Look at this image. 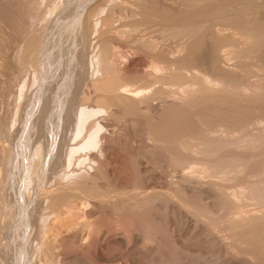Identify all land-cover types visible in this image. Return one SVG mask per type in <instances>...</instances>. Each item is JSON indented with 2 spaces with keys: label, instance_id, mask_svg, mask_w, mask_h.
I'll use <instances>...</instances> for the list:
<instances>
[{
  "label": "bare ground",
  "instance_id": "obj_1",
  "mask_svg": "<svg viewBox=\"0 0 264 264\" xmlns=\"http://www.w3.org/2000/svg\"><path fill=\"white\" fill-rule=\"evenodd\" d=\"M174 3L170 0H0V13L12 36L11 40L0 43V264H63L61 251L56 248L59 242L80 252L91 251L94 261L111 263L116 256L107 254L110 245L131 250L132 245L144 241L145 251L156 250L160 237L172 238L168 214L163 212L166 215L162 217L163 224L152 215L158 208L153 205V199L159 194L148 196L145 192L142 200L136 201L127 195L128 191L123 193L126 188L120 185L123 176L109 165L108 139L112 138L102 135L103 129L112 128L113 120L119 117V111H113L115 108L150 111L157 98L171 102L172 108L178 106L194 112H172L167 121L172 126H181L183 120L192 118L194 121L189 120L183 130L187 132L185 136L166 133L164 122L153 131L156 143H164L162 147L170 163L182 171L180 179L169 181L171 190L165 201L176 200L182 209L195 216L192 223L195 230L200 220L206 221L205 216L212 215L216 202L223 210L235 209L229 210L231 216L225 212L220 226H212L207 240L217 247L219 254L226 251L247 263L264 264L259 255L264 253V151L255 149L260 139L255 132L246 138L235 134L239 130L236 128L249 125L240 117L241 107L214 108V115L220 117L217 122L214 117L211 120L197 112L206 101L226 104L228 95L238 97L233 102L238 106L264 99V74L249 88L233 84L231 77L239 67L228 63L223 48L235 39L234 34L224 28L206 29L194 20L201 12H188L190 5L186 2ZM262 14H253L256 22L239 27L243 39L238 55L243 53L250 58L263 51ZM116 17L123 22L118 27L114 25L118 21ZM14 19L18 21L17 27L20 26L17 32L13 30ZM232 19L238 20L239 16L231 15ZM153 20L165 27H177L180 34H188L171 52L168 50L171 57L166 56L167 48L163 51L161 42L139 33L140 26ZM93 32L96 36L90 38ZM131 43L140 50L151 51L158 61L145 70L149 81L146 90L129 84L128 77L118 73V48ZM88 44L95 55L91 60L87 55ZM7 50L11 54L15 52L10 76ZM89 63L97 72L91 82L94 94L87 92L89 98L86 95L80 98ZM103 112L111 120H101ZM229 118L233 119V125H229L230 121L226 124L225 119ZM112 129L111 134L116 135ZM129 154L123 165L125 177L133 176L140 187L157 178L152 171L146 177L148 165L134 151ZM84 164L89 167L83 168ZM244 173L246 186L230 189L228 182ZM120 187L124 188L122 193L118 191ZM151 189L158 192L159 188ZM191 194L193 202L187 199ZM246 200L254 201L257 207L246 209ZM146 216L153 225L151 235L141 236L129 228L127 223L131 219ZM104 218L120 227L123 234L110 235L113 226L106 227L102 223ZM216 227L224 234L219 235ZM173 245L179 248L178 242L174 241Z\"/></svg>",
  "mask_w": 264,
  "mask_h": 264
},
{
  "label": "rangeland",
  "instance_id": "obj_2",
  "mask_svg": "<svg viewBox=\"0 0 264 264\" xmlns=\"http://www.w3.org/2000/svg\"><path fill=\"white\" fill-rule=\"evenodd\" d=\"M170 1L172 4L174 2H176V3L181 2V1L186 2L190 5L188 12H195V11L201 12L202 15L196 16L194 20L201 23V25H204L206 29L211 28V27L222 28V29L224 28V30H226V32H230V33L234 34V37H235V39L233 40L234 42L231 41L229 43H226L225 45L227 47L224 46V48H223V50L228 54V58H229L228 63L230 65L236 64L239 67L238 68L239 73L237 72V73L233 74L231 77L232 78L231 82L233 84H236L239 86L241 85V87L243 86L244 88H249L253 84L259 82L260 78L264 74V47H263V51L261 49V51H258L259 53L258 52L254 53L253 55L250 56V58L247 54L241 53V55L240 54L238 55L237 51L240 49L241 41L243 39L241 36H239V35H241L239 27L247 25V23H249V22H256L257 19L255 16L264 13V7H263L264 6V0H247V1L246 0H213V1L208 0L206 2L202 1V3L201 2H194V1L192 3V0L191 1L190 0H170ZM177 4H179V3H177ZM173 5H175V3ZM240 8H242V9L240 10ZM247 8L248 9L253 8V9L252 10L250 9L251 10L250 11ZM253 14H255V16ZM231 15H233V16L238 15L239 19L238 20H234V19L230 20ZM252 15L254 17H252ZM262 15H264V14H262ZM3 17L4 16H2V14L0 13V43L8 41V39L11 40V37H12L9 35V33L7 31L8 29L5 27V23L3 22L5 19ZM116 20H118V21H116L117 23L115 22V24H114V25H117L116 27L122 25V23H123L122 19H119L116 17ZM12 25L14 27L13 28L14 32H17L18 27L20 28V26L17 27L18 21L14 19ZM142 26H140V28H139V33L145 38L151 37V38L161 42L160 46L163 49V51L165 50V48H167L164 52V53H167V55H166L167 57H169V56L171 57L172 54L170 53L171 52L170 50H173L174 47H176L183 39L187 38V35H188L187 33H185L183 35V34L176 32V30H178L177 27H174V26L173 27L172 26L165 27V26L159 24L156 20H153L150 23H148L146 25H142ZM128 27L131 28L130 26H128ZM234 28H235V30H234ZM162 34L165 36L163 37ZM181 35L184 37H181ZM95 36H96V33H94V32H93V34L90 33V38L91 37L94 38ZM163 42H165V43H163ZM82 44H83V42L81 43V45L79 44L80 48L81 47L83 48ZM89 45L90 44L87 45V47H88L87 49L89 50V51L87 50L88 51L87 55H89L90 60H91L92 56H95V55H94V52H92V50L89 48ZM133 45H132V43L131 44H124V45H121L120 49L118 48L119 56H118V58H116L117 59L116 66H118L117 67L118 73H119V75L121 74L120 76L128 77L127 80L129 82V84H132L134 87H138V88L140 87V88H143L146 90L148 85H149V81L147 80V78L144 74L145 70H150L155 63H158V61L153 56V53L151 54V51L149 52V51L140 50L136 46H133ZM5 46H7V44ZM5 46L3 45V47H5ZM90 47H91V45H90ZM3 49L5 51L7 48L5 47ZM4 51H3V53H5ZM9 51L10 50H7V53H6L7 55L4 54L8 58V65H7L8 76L11 75V70H12L11 66H12V64H13L12 62L14 60L11 57L13 54L15 55V52L13 54H11V51L10 52ZM237 58H239V59H237ZM243 58H245V59H243ZM89 65H90V63H89ZM90 66H89V69L85 72L86 77L84 76L85 79H84V83H83L82 88H81L82 93L80 95V98H82L83 95L84 96L86 95L88 97L89 93L94 94V91H93L94 88L91 87L92 86L91 82L93 79L96 78L97 72L94 71L93 65L91 67ZM90 68H91V70H90ZM262 68H263V70H262ZM91 71H93V74L91 73L92 76H90ZM241 71L244 73H242ZM94 72H95V76H94ZM260 75H261V77H260ZM87 92H88V94H86ZM230 97H232V98H230ZM228 98H229V102H227L226 104H222V103H219V102L213 101V100L206 101V102L202 103V105L204 107L201 105L202 107L200 106L199 109L197 110V112L201 113V114L204 113L203 115L208 119H211L212 117H214L213 119L217 122L220 120V117L218 114L214 115V108L225 107V108L231 109L233 107H241L242 109L239 113L240 117L242 116L241 117L242 119L248 121L249 125L247 123L246 127L243 126L241 128H239V127L236 128V130H238V129L239 130L235 131V134L237 136L239 135L238 136L239 138H246L250 134L255 135L257 133L256 134V135H258L257 138H259L260 141H259L258 145L255 147V149L257 152L258 151L263 152L264 151V134H261V133H264V99L250 100V102L245 103L241 106H238V104L233 105V102H236L239 100L237 96L235 97V95H228ZM233 99H235V100H233ZM161 100L163 101L164 99L157 98L156 100H154L153 103L157 102L158 105L157 104L153 105L151 108L152 110H150V111L142 110L143 112L142 111L136 112V111L123 110L122 108H115L114 110L112 109L113 111H117V112L119 111L118 112L119 117H118V119L117 118L114 119L115 121L113 120L114 126H112V128L115 129V134L117 136L111 134L112 131H110V130H113L111 127L109 130L103 129V131H105V132L102 131V133H103L102 135L103 136L106 135V136H109V138H112V139H108L109 142L111 143V149L108 152L109 165L112 169H114L117 172H119L120 174H122L124 179L121 178L122 183L120 182V185L121 186L123 185V187L126 186V188H127L126 189L124 187L125 188L124 189L123 187H120V190H118V189L117 190L121 193H122L123 189H124L123 193L125 192V190L128 191L127 192L128 194L126 192H125V194H127L128 196H131L136 201H138V200L141 201L143 194L145 192L149 193L148 196H155L156 193L159 194L158 198L155 197L153 199V201H154L153 205L155 207H158V208L152 212V215L155 218H157L156 220H158V222H162L163 221L162 219L165 218V216L168 214L169 227H170V231L172 234V238H170L168 236H165V237L163 236V238L160 237L158 239L159 243H157V245L159 244V246L157 247L158 249L155 248L156 250L148 249L145 251L144 241H141L137 245H135V244L132 245L133 247L131 250H134V251L126 250L125 248H123V247L121 248V247H118L116 245L115 246L110 245L106 248L107 254H110L111 256H113V255L116 256L115 261H113L111 263L110 262H107V263L100 262L97 260L94 261L95 260V259H93L94 255L91 251L90 252H88V251L87 252H80V251H77V249L75 247H70V246L67 247L66 245H63L59 242L56 244V248L58 247L57 249H60L61 254L63 256L62 258L66 262V263L64 262L63 264H109V263L110 264H114V263L115 264H226V263L227 264H251L250 262L247 263L246 261H244L240 258L232 257L233 255L227 253L226 251L219 254L217 251V247L214 246L213 244H211L207 240L208 239L207 233H209L208 231L213 230V227L215 228L214 225L217 226V225L221 224V222L223 220L222 218L225 215V212L226 213L228 212V214L231 216L232 214L230 211H232L233 209L230 210V209H228L230 207H227L226 209L224 208V210H225L224 211L221 208V206H219L218 203L216 202L218 207L215 204V206H214L215 209H214V207L212 208L213 209L212 211L214 213L213 212L210 213L212 215L209 214L210 215L209 218L207 216H205L210 221L207 220L205 217H203L204 219H206V221L208 223L203 219L200 220L201 223L195 230V226L192 224L193 222L196 221L195 216L190 215L185 209H182V207L179 205V203L176 200L165 201V198L169 197L168 193H170V190H171V189H169V186H168L169 181L171 179H175V178H176L175 180H177L178 178L180 179L182 177V171H181V169L179 171L178 170L179 167L170 163L169 156L166 155L167 153H164L166 151L163 150V147H162L164 143L161 145H159V143H156V138H155V135L153 134V131H154V129H156L158 127H162L163 124L165 123V124H167V127H163V130L166 131V133H168L169 135L185 136L184 134L187 133L186 130L183 131L185 129V125L188 122H190L191 120L192 121H194V120L192 118H188L186 120H183L184 122L182 121V123L180 124L181 126H172L171 122H167L169 120V116L172 112H193V111H191L189 109H185V108L183 109L182 107H178V106H174V108H172L173 105L170 104L171 102L164 100L163 101V103L165 104L164 105L163 103H160V102H162ZM92 103H95L94 100ZM211 103H213V104H211ZM161 106H164V107L162 108ZM210 112H212V113H210ZM247 112H248V114H246ZM212 114H213V116H212ZM100 116L99 117L101 120L102 119H110V116H109V114H107V112L101 113ZM249 116L252 119H249ZM255 118H257V119L255 120ZM213 119H211V120H213ZM229 119H231V118H229ZM229 119H225L226 124H228L230 121L231 124H229V125H233L234 124V122L232 121L233 119H231V120H229ZM257 120H259V121H257ZM250 122L252 124H250ZM257 122H259V123L257 124ZM169 125H171V126H169ZM195 125L196 124L194 123V127H195ZM258 131H259V133H258ZM254 132H255V134H254ZM102 135H101V138H102ZM106 140H107V138H106ZM101 141H104V139ZM99 149H100V147H98L97 151ZM131 151H134V153H136V156L139 159L142 158L141 159L142 162L144 164L148 165L149 170L146 173V177L149 176V173L151 171H152V173L155 172L152 175L157 177L156 179L152 180L151 183L146 182L147 184H145V186H144L145 188L138 186L136 184L135 179H133V176L130 179V178L125 177V172L123 173L124 166H125L124 163H126V161L129 160L128 157H129V155H130L129 153ZM124 160H125V162H123ZM87 166L89 167V165L84 164L83 168L84 167L86 168ZM174 171H175V173H174ZM171 175H174V178ZM244 176H245V173H244V175L241 174L240 176L238 175V177H235L234 179H232L233 181L231 180V182H228L229 183L228 187L230 189L234 188L237 190H240L238 188L243 189L246 186L245 182L247 180V177H244ZM152 184H154L155 186ZM225 186H227V184ZM241 186H243V187H241ZM151 187H156L157 189L159 188L158 190L156 189L159 193L154 192V190L152 191ZM113 194H114V192H113ZM192 194L190 196H188L187 199H190V201L193 202L195 200H194ZM252 203L254 204V201L246 200V203L244 204V205H246V209L250 208L249 210H251V209H255V206L257 207V205H255V204L253 205ZM180 208H181V210H180ZM167 210H168V212H167ZM233 211H235V209ZM148 220L149 219L146 216V217H143L140 219H131L130 222H128L127 224L129 225V228L132 227L135 229L134 232L140 234L141 236H148V235H151L152 231H153V225H152L151 221L150 220L148 221ZM102 223L104 225L106 224V227L113 226V230H111L109 232L110 235L114 234V233L115 234L116 233L117 234H123V230L118 229L120 227L114 226L113 223L110 221V219L104 218L102 220ZM162 224H163V222H162ZM216 229H217V227H216ZM217 232H220V230H218ZM104 234H106V233H104ZM218 234L222 235V234H224V232L223 233L220 232ZM174 241L178 242L179 248L176 249V247H174V245H173ZM135 246H137V247H135ZM237 248H239V247H237ZM245 249L246 248H244V250ZM252 250H253V252H256V250L252 249V248L247 249L245 251L251 252ZM256 253H258V252H256ZM259 255H261V258L263 257V259H264V253L259 254ZM259 255H257V256H259Z\"/></svg>",
  "mask_w": 264,
  "mask_h": 264
}]
</instances>
